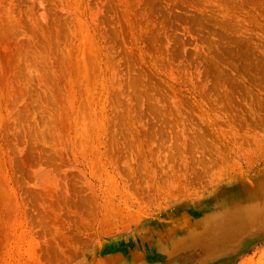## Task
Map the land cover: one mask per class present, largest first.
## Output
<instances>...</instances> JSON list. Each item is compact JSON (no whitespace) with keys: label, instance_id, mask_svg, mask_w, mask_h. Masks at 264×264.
Masks as SVG:
<instances>
[{"label":"rangeland","instance_id":"obj_1","mask_svg":"<svg viewBox=\"0 0 264 264\" xmlns=\"http://www.w3.org/2000/svg\"><path fill=\"white\" fill-rule=\"evenodd\" d=\"M0 3V264H264V0Z\"/></svg>","mask_w":264,"mask_h":264},{"label":"bare ground","instance_id":"obj_2","mask_svg":"<svg viewBox=\"0 0 264 264\" xmlns=\"http://www.w3.org/2000/svg\"><path fill=\"white\" fill-rule=\"evenodd\" d=\"M6 2V1H5ZM2 3V2H1ZM0 3V4H1ZM7 9V8H6ZM6 9H4V10H6ZM8 10V9H7ZM125 11V10H124ZM7 12V11H6ZM14 12V11H13ZM9 13V15H10V12H8ZM4 14H6V13H4ZM13 16V15H12ZM9 17V16H8ZM10 18V17H9ZM122 19V18H121ZM127 28H128V26H127Z\"/></svg>","mask_w":264,"mask_h":264}]
</instances>
